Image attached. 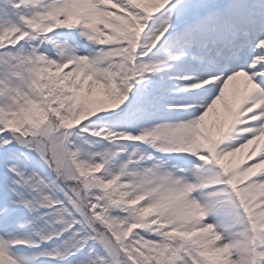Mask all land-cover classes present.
Listing matches in <instances>:
<instances>
[{
  "label": "snow or ice",
  "instance_id": "6c2138e0",
  "mask_svg": "<svg viewBox=\"0 0 264 264\" xmlns=\"http://www.w3.org/2000/svg\"><path fill=\"white\" fill-rule=\"evenodd\" d=\"M0 264H264V0H0Z\"/></svg>",
  "mask_w": 264,
  "mask_h": 264
}]
</instances>
